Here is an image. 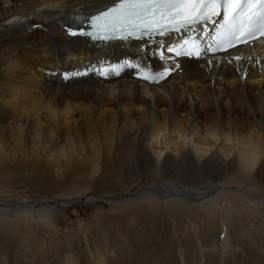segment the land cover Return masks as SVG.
<instances>
[{"label":"bare ground","instance_id":"bare-ground-1","mask_svg":"<svg viewBox=\"0 0 264 264\" xmlns=\"http://www.w3.org/2000/svg\"><path fill=\"white\" fill-rule=\"evenodd\" d=\"M112 2L0 0V170L12 161V167L28 165L37 173L40 152L52 148L61 133L87 125L94 128V117L98 123L113 117L118 125L127 117L125 135L111 146L113 166L137 162L161 169L197 168L210 175L229 171L233 181L202 187L165 181L135 193L102 197L110 204L191 201L208 216L219 214L221 229L224 225L226 230L224 238L200 247L198 260L180 256L172 262L161 261L156 247L145 246L135 262L131 255L134 245L121 242L114 250L117 264H237L239 248L233 243L228 216L249 214L264 221V192L243 185L248 178L264 183V40L231 51V55L208 51L192 58L185 52L174 58L180 70L157 82L146 81L123 62L162 71L173 62L167 48L176 46L180 52L183 40L157 37L152 42L92 43L66 30ZM117 62L122 65L119 76L109 67ZM97 68H109L108 77L93 71ZM85 70V75L64 78L65 72ZM187 103L191 105L186 107ZM199 110H203L202 117ZM137 116L143 118L140 125L133 123ZM10 146L18 153L8 154ZM29 150L35 155L30 162ZM4 196L10 202H0V214L24 221L71 204H34L15 201L14 194ZM90 200L86 203L92 204ZM100 257L87 264H106ZM41 260L38 264H81L70 253L53 262ZM0 264L9 261L0 258Z\"/></svg>","mask_w":264,"mask_h":264},{"label":"rangeland","instance_id":"rangeland-1","mask_svg":"<svg viewBox=\"0 0 264 264\" xmlns=\"http://www.w3.org/2000/svg\"><path fill=\"white\" fill-rule=\"evenodd\" d=\"M190 105L187 103L186 107ZM186 110L181 109L183 114ZM198 112L202 117L203 110ZM179 117L183 119L182 115ZM105 119L98 123L94 117V128L87 125L78 131L61 133L52 148L40 152L37 173L28 165L12 167V161L0 170V202H10L4 196L10 193L16 195L15 201L71 203L63 210L35 215L27 221L0 214V258H7L9 264H38L41 259L53 262L56 257L70 253L81 264L97 256L106 264H117L114 250L121 242H130L134 245L131 255L135 262L140 248L145 246L156 247L161 261L172 262L180 256L198 260L201 246L207 247L225 237L219 214L208 216L191 201L110 204L101 200L106 195L135 193L146 186L170 181L189 187L233 181L229 171L210 175L197 168L161 169L137 162L113 166L111 146L122 140L128 119H120L119 125L113 117ZM134 120L135 125H140L143 118L137 116ZM10 147L8 154L18 153L15 146ZM27 153L30 162L35 157L34 150ZM243 185L264 192V183L258 179H245ZM87 200L92 204H76ZM228 218L233 226V243L239 248L237 264H264L262 218L249 214Z\"/></svg>","mask_w":264,"mask_h":264},{"label":"snow or ice","instance_id":"snow-or-ice-1","mask_svg":"<svg viewBox=\"0 0 264 264\" xmlns=\"http://www.w3.org/2000/svg\"><path fill=\"white\" fill-rule=\"evenodd\" d=\"M66 30L71 36L82 35L104 41L135 38L152 42L154 36L178 34L183 40V44L179 45L182 50L177 52L176 46L167 48L171 54L168 59L173 62L162 71L144 68L129 60L123 62L136 70L138 78L157 82L180 70L181 66L174 58L185 52L196 58L208 51H227L237 45L254 44L257 37L264 38V0H113L89 15L85 23L75 27L68 25ZM193 33L195 36L191 40L184 39ZM202 36L204 40H201ZM189 44L191 47L186 48ZM228 54L231 55L230 52ZM235 59L239 61L241 57L237 55ZM109 67L117 70V76L121 74L122 65L119 62ZM93 71L100 72L104 77L109 75V68ZM142 72L147 74L141 76ZM86 73L87 70L65 72L64 78Z\"/></svg>","mask_w":264,"mask_h":264},{"label":"water","instance_id":"water-1","mask_svg":"<svg viewBox=\"0 0 264 264\" xmlns=\"http://www.w3.org/2000/svg\"><path fill=\"white\" fill-rule=\"evenodd\" d=\"M126 198L128 197V196H125ZM86 202H83V201H79V202H76V204H85Z\"/></svg>","mask_w":264,"mask_h":264}]
</instances>
